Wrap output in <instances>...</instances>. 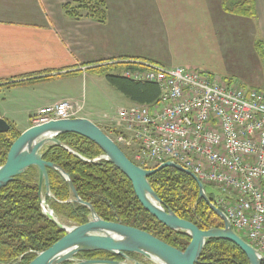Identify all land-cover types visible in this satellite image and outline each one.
I'll use <instances>...</instances> for the list:
<instances>
[{"label": "crops", "instance_id": "1", "mask_svg": "<svg viewBox=\"0 0 264 264\" xmlns=\"http://www.w3.org/2000/svg\"><path fill=\"white\" fill-rule=\"evenodd\" d=\"M73 1L0 0V90L40 88L38 106L21 128L0 107V118L20 134L31 127L30 117L38 109L61 100L81 102L69 93L70 81L86 77L100 64L146 62L219 79L213 75V57L225 53L224 36L231 39L240 32L263 67L258 87L239 86L264 90V59L255 48L257 41L264 47V0H253V19L225 13L222 0H104L102 24L68 17L63 5ZM16 82L26 83L7 87Z\"/></svg>", "mask_w": 264, "mask_h": 264}, {"label": "built area", "instance_id": "2", "mask_svg": "<svg viewBox=\"0 0 264 264\" xmlns=\"http://www.w3.org/2000/svg\"><path fill=\"white\" fill-rule=\"evenodd\" d=\"M124 79L156 85L150 104L104 115L115 144L150 170L173 162L204 186L232 231L264 257V92L222 83L207 73L125 61ZM84 104L61 100L38 109L31 126L78 118Z\"/></svg>", "mask_w": 264, "mask_h": 264}, {"label": "trees", "instance_id": "3", "mask_svg": "<svg viewBox=\"0 0 264 264\" xmlns=\"http://www.w3.org/2000/svg\"><path fill=\"white\" fill-rule=\"evenodd\" d=\"M221 6L225 13L236 17L253 19L256 15L253 0H222ZM63 10L73 19L87 17L101 24L106 20L104 0H74L63 5ZM262 45V42L257 41L255 48L264 59ZM118 67L123 70L137 68L127 62H111L91 67L88 71L103 77L134 104H150L157 100L159 91L156 85L133 82L121 75H113L112 72ZM56 76L58 75L53 77ZM48 78L51 77H45ZM22 83L7 84V87ZM9 126L8 133L0 134V166L4 164L12 143L20 135L12 125ZM99 128L111 136L108 128L107 131ZM57 139L84 159L94 160L103 155L99 147L81 136L62 134ZM120 149L129 158L127 150ZM41 153L43 160L57 165L70 177L80 199L89 203L100 219L147 232L179 251H184L187 247L190 237L170 231L149 215L136 199L129 180L110 163H85L57 146L45 147ZM47 173L53 200L46 198V203L54 214L75 226L87 223V208L65 203L73 196L64 179L52 169H47ZM148 181L163 206L172 210L177 217L195 224L200 230L222 228L221 220L210 211L204 201L198 199L197 185L190 176L165 168L149 177ZM37 183V169L30 167L0 189V264H28L37 253L48 249L64 235L43 215ZM207 196L210 198V194ZM129 257L142 261L137 255ZM76 259L122 260L102 251L80 253ZM198 261V264H249L239 248L219 239L207 241Z\"/></svg>", "mask_w": 264, "mask_h": 264}, {"label": "water", "instance_id": "4", "mask_svg": "<svg viewBox=\"0 0 264 264\" xmlns=\"http://www.w3.org/2000/svg\"><path fill=\"white\" fill-rule=\"evenodd\" d=\"M9 130V124L0 118V134H6ZM62 134H75L89 140L99 147L103 155L94 160L82 158L57 139V136ZM50 146L60 147L85 163L95 164L106 161L113 165L129 180L136 199L149 215L170 231L184 233L190 237L184 251H179L142 230L100 219L94 208L80 199L70 177L57 165L43 160L41 152L45 147ZM30 167H35L38 172L37 194L42 213L64 235L48 249L37 253L28 264H142L129 255H137L155 264H198L207 241L214 239L235 245L245 255L249 264H264V257L232 231L228 219L211 203L204 185L195 175L173 162H166L150 170L140 168L126 157L108 135L86 118L50 121L22 132L12 143L4 164L0 166V189ZM165 168H172L194 180L198 188V199L204 201L210 211L221 220L222 228L200 230L195 224L177 217L172 210L163 206L148 178ZM47 169L56 171L68 185L73 197L65 203L87 208L89 211L87 223L66 227L59 222L58 217L46 203V198L53 200ZM93 251L107 252L122 260L76 259L80 253Z\"/></svg>", "mask_w": 264, "mask_h": 264}, {"label": "rangeland", "instance_id": "5", "mask_svg": "<svg viewBox=\"0 0 264 264\" xmlns=\"http://www.w3.org/2000/svg\"><path fill=\"white\" fill-rule=\"evenodd\" d=\"M247 36L241 32L238 36L233 35L231 39L224 36V54L215 56L212 63L213 71L216 77L222 83L230 82L232 84H244L245 86H257L262 82L260 69L263 64L260 60H256L251 53L250 43ZM231 40V42H230ZM123 69L118 67L113 75H121ZM229 74L231 78L224 75ZM86 77L79 78L75 81H70L69 90L72 95L78 97L84 104L82 112L78 118H86L96 124L98 127L107 131V122L103 118L104 115L112 116L119 109L131 106V102L117 89L110 86L106 80L96 75L95 73H86ZM28 89H2L0 90V107L9 112L13 117L18 127H23L28 118V114L38 106L36 99V86H29ZM32 88V89H31ZM34 114V113H33ZM32 114V115H33ZM9 124V123H8ZM31 125V123H30ZM206 194L216 195V191L211 186H204ZM59 222L66 227L75 226L64 219H59ZM140 262V261H139ZM142 263L155 264L142 259Z\"/></svg>", "mask_w": 264, "mask_h": 264}]
</instances>
